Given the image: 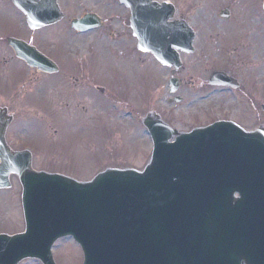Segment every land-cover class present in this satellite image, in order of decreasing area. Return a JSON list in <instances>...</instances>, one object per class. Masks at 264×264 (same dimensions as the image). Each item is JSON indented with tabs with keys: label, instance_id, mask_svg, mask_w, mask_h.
<instances>
[{
	"label": "water",
	"instance_id": "95a60500",
	"mask_svg": "<svg viewBox=\"0 0 264 264\" xmlns=\"http://www.w3.org/2000/svg\"><path fill=\"white\" fill-rule=\"evenodd\" d=\"M121 1L132 8L139 47L178 70L176 49L193 51L190 26L169 21L172 5ZM13 2L32 27L53 21L40 0ZM144 123L154 150L143 171L109 168L77 181L35 171L31 157L12 153L0 118V188L18 175L26 221L24 233L0 234V264H56L52 247L66 236L82 246L84 264H264V127L220 121L178 133L151 117Z\"/></svg>",
	"mask_w": 264,
	"mask_h": 264
},
{
	"label": "rangeland",
	"instance_id": "374dc122",
	"mask_svg": "<svg viewBox=\"0 0 264 264\" xmlns=\"http://www.w3.org/2000/svg\"><path fill=\"white\" fill-rule=\"evenodd\" d=\"M167 1L173 4L180 2L177 16L186 17L197 28V53L192 57L184 56L185 68L181 72V76L186 79L190 75L198 79L196 87L180 90L178 94L184 101L180 104H170L171 95L166 85L171 78V72L154 56L148 55L147 61L137 63L141 66L136 67L135 62L125 53L119 55L122 47L114 49L115 54H103L99 60L101 74L114 72V68L122 72L120 86H116V92L111 91L114 100L111 103L105 99V102L100 100L98 104L90 103L87 109L78 113L64 112L63 121L73 122L64 126L66 133L59 136H55L54 132L59 127L53 126L52 138L50 136L47 145L52 142L54 154L43 153L37 161L38 166L49 164L61 172L68 169V173H71L69 175L79 180H90L110 166L134 167L141 170L152 154L153 142L140 117L143 118L146 112L153 110L166 115L179 130L189 131L192 126H202L217 118L241 121L246 128H256L258 123L264 126L263 95L256 99V108L251 109L252 106L247 105L245 90L222 91L220 88L214 95L211 94L210 98L202 100L199 97L202 89L197 87L204 83L205 77L215 69H222L244 80L242 74L235 70V66H242L237 62L244 45L242 34L247 28L255 32L252 43L254 39L263 43V46L257 48L254 58L258 55V61L264 64V20L259 19L262 17L259 12L262 10L263 0ZM227 7L233 14L229 21L218 16L219 12ZM15 11L11 0H0V23L7 18L15 19ZM227 22L229 24L225 27ZM241 22H244L243 27L237 28L235 25ZM247 41L250 42V39ZM234 52L235 57L232 56ZM247 69L252 72L254 67ZM141 72L147 77L144 78V85L140 80ZM260 79L264 81V70L260 73ZM246 82L251 83L250 90L254 97L260 96L259 92H264V86H258L251 75ZM124 85L132 87V91L124 92L118 88ZM252 110L255 115L251 114ZM58 153L63 156L55 155ZM75 169L77 171L74 172ZM12 182L11 189L0 191V233L12 234L22 232L25 228L21 204L22 188L17 179ZM54 252L58 264H83L81 249L72 239L61 241ZM22 264L40 263L30 260Z\"/></svg>",
	"mask_w": 264,
	"mask_h": 264
},
{
	"label": "flooded vegetation",
	"instance_id": "af4514ba",
	"mask_svg": "<svg viewBox=\"0 0 264 264\" xmlns=\"http://www.w3.org/2000/svg\"><path fill=\"white\" fill-rule=\"evenodd\" d=\"M263 4L264 0L259 12L262 15L260 20H264ZM39 5L43 6L40 13L58 15L57 21L33 29L28 25L24 13L13 5L17 15L15 19L12 16L13 18H7L0 23V118L5 126L2 128V134L13 152L28 151L33 166L38 170L61 172L49 164L37 165L43 153L54 154L52 142L47 145L50 136L52 138L53 126L59 127L54 131L55 136L65 134L63 127L73 121L64 122V112L78 113L87 109L90 103L98 104L100 100H109L108 103H111L114 100L111 91L116 92V86H120L122 72L116 68L109 74L100 73L101 55L115 54L114 49L122 47L125 51L119 50V55L125 53L138 67L140 64L137 63L146 62L150 54L139 49L138 39L131 27V10L119 0H40ZM174 5L178 13L180 2ZM36 8L37 5L33 3L32 9L36 11ZM86 17L87 21L83 23L82 28H89L88 30L74 27V20ZM176 18L187 19L182 15ZM242 23L244 22L235 26L241 29L244 25ZM228 24L229 22L225 27ZM191 25L196 32L195 49L192 54L180 53L184 65L174 76L178 79V92L192 88L191 86L196 87L198 81L193 75L187 79L181 76L182 69L185 68L184 56L192 57L198 50L197 28ZM254 34L255 32L248 28L242 34L244 45L237 62L242 66H235V70L242 74L244 80L225 71L234 78L233 83L237 87L216 86L211 83V76L214 72L223 70H212L208 77H205V82L197 86L202 89L199 93L200 99L210 98L211 94L214 95L220 88L222 91L245 90L247 105H251V109L256 108L254 103L256 99L264 96V92H259L260 96L254 97L250 90L251 83L246 82L251 75L258 86H264V81L260 79L264 64H260L258 55L254 58L257 48L263 46V43L257 41L258 39H254L252 43ZM20 47L24 54L21 53ZM30 56L34 60L42 59L44 62L40 66L32 65ZM232 56L235 57L236 53ZM248 67H254V70L251 72ZM172 71L173 69H170L171 74ZM142 73L140 80L144 85V78L147 77ZM166 86L169 89L168 83ZM118 88L124 92L132 91V87L128 85ZM251 114L255 115L254 111ZM160 115L163 120L175 126L166 115ZM216 120L219 118L210 122ZM255 120L257 122L258 118ZM55 155L63 156L59 153Z\"/></svg>",
	"mask_w": 264,
	"mask_h": 264
}]
</instances>
